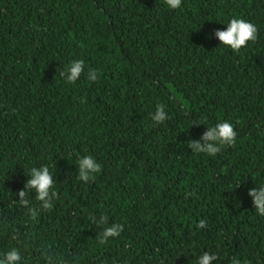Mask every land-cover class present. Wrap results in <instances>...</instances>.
<instances>
[{
  "label": "trees",
  "instance_id": "16d2710c",
  "mask_svg": "<svg viewBox=\"0 0 264 264\" xmlns=\"http://www.w3.org/2000/svg\"><path fill=\"white\" fill-rule=\"evenodd\" d=\"M233 18L258 29L239 53L215 36ZM77 59L84 74L69 84L60 72ZM157 104L169 116L162 124L151 118ZM225 121L234 146L192 152L188 141ZM85 155L101 165L87 183L78 179ZM45 165L60 199L33 221L18 192ZM256 187L264 0H182L178 9L165 0H0V256L16 247L21 264H45L42 249L68 264H198L208 252L213 264H264V216L248 195ZM28 199L39 207L35 192ZM101 214L124 226L103 245Z\"/></svg>",
  "mask_w": 264,
  "mask_h": 264
},
{
  "label": "clouds",
  "instance_id": "9594fccd",
  "mask_svg": "<svg viewBox=\"0 0 264 264\" xmlns=\"http://www.w3.org/2000/svg\"><path fill=\"white\" fill-rule=\"evenodd\" d=\"M165 3L171 9L181 7L182 0H165ZM215 36L220 41V44L232 49L233 52L239 53L244 47H247L249 42H255L258 37L257 27L244 19L233 18L227 24L225 30H217ZM85 61L77 59L72 61L69 66L60 72V76L69 84H75L76 81L84 74ZM86 78L91 82L98 80V71L89 68ZM152 120L156 124H162L169 119L163 105L157 104ZM197 122H194L195 124ZM237 133L230 122L217 123L215 126L208 127V130L203 134L200 140L188 141V147L194 153H203L208 156L215 157L224 146H234ZM78 179L87 183L95 179L96 174L101 172V165L90 156L85 155L77 159ZM35 192V199L39 202V207L31 206L28 199L29 194ZM194 195L187 193L186 197ZM248 195L252 197V202L258 215L264 216V187L253 188L248 191ZM18 204L27 210V215L35 221L41 212H51L54 208V201L59 200L60 196L55 191V181L48 166L39 168L33 167L30 169L29 179H27L24 188L18 192ZM94 222L98 227L103 226V230L97 235V241L103 245L112 238H118L124 231V226L119 223L108 225V216L101 214L98 219L94 218ZM197 228L203 229L207 227L204 219H201L196 225ZM17 237L14 235L13 239ZM41 258L45 264H68V261L62 255H57L55 252H50L47 249H42L40 252ZM22 256L19 248L13 247L2 256H0V264H21ZM217 260V256L204 252L198 258V264H213ZM231 264H250L247 261H241L238 257H233Z\"/></svg>",
  "mask_w": 264,
  "mask_h": 264
}]
</instances>
